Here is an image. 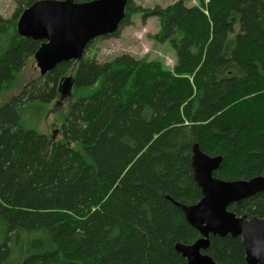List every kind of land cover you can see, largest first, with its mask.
<instances>
[{
  "label": "trees",
  "instance_id": "1",
  "mask_svg": "<svg viewBox=\"0 0 264 264\" xmlns=\"http://www.w3.org/2000/svg\"><path fill=\"white\" fill-rule=\"evenodd\" d=\"M37 1L0 13V98L42 44L17 26ZM197 2L128 1L121 27L135 14L157 17L153 37L175 49L173 68L84 54L0 102V264H187L175 245L201 235L167 197L201 199L193 145L222 156L218 178L264 174V0ZM69 76L72 100L57 125L72 145L31 120L43 119ZM229 209L264 217V192ZM210 240L203 252L216 264H247L241 237Z\"/></svg>",
  "mask_w": 264,
  "mask_h": 264
},
{
  "label": "water",
  "instance_id": "2",
  "mask_svg": "<svg viewBox=\"0 0 264 264\" xmlns=\"http://www.w3.org/2000/svg\"><path fill=\"white\" fill-rule=\"evenodd\" d=\"M129 0H39L19 17L18 31L24 37L42 40L34 54L42 75L64 61L82 59L94 39L120 29ZM72 77L59 86L61 97L71 94ZM222 162L221 155H209L199 144L193 145L192 167L202 197L195 204L170 199L188 223L201 235L194 243L178 242L176 250L187 264H216L203 251L210 236L241 237L247 264H264V217L238 215L229 206L264 192V174L251 179L224 180L214 175Z\"/></svg>",
  "mask_w": 264,
  "mask_h": 264
},
{
  "label": "rangeland",
  "instance_id": "3",
  "mask_svg": "<svg viewBox=\"0 0 264 264\" xmlns=\"http://www.w3.org/2000/svg\"><path fill=\"white\" fill-rule=\"evenodd\" d=\"M177 0H134L137 5L145 8L153 7L157 4L167 6ZM187 5L198 4L197 0H186ZM17 0H0V13L3 17H11L17 10ZM132 23L120 28L118 37L96 38L93 46L87 48L85 56L95 58L100 62H106L120 54H130L136 58L158 59L168 68H173L176 63V51L169 43H159L154 39V35L160 29L157 17H149L146 21L142 20L141 14L132 16ZM40 75V69L34 57L29 58L27 64L19 75L18 85L7 95L0 98L2 102L6 96L10 97L20 91L30 80ZM72 94V89H71ZM70 95L60 96L48 106V112L39 120V117L32 116L33 123L38 125V130L52 135L55 140L63 141L72 145L70 141H65V137L59 130V113L68 108L72 97ZM1 239V234H0Z\"/></svg>",
  "mask_w": 264,
  "mask_h": 264
}]
</instances>
